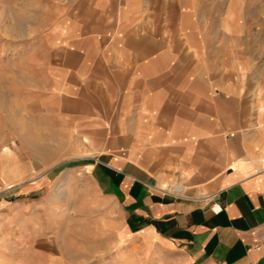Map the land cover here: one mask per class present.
I'll list each match as a JSON object with an SVG mask.
<instances>
[{"label": "crops", "instance_id": "0c3cea01", "mask_svg": "<svg viewBox=\"0 0 264 264\" xmlns=\"http://www.w3.org/2000/svg\"><path fill=\"white\" fill-rule=\"evenodd\" d=\"M58 1L43 49L99 148L77 170L119 217L107 264H264V0Z\"/></svg>", "mask_w": 264, "mask_h": 264}, {"label": "rangeland", "instance_id": "374dc122", "mask_svg": "<svg viewBox=\"0 0 264 264\" xmlns=\"http://www.w3.org/2000/svg\"><path fill=\"white\" fill-rule=\"evenodd\" d=\"M58 7L0 0V264H107L120 252L116 210L77 170L99 148L76 113V76L59 79L43 49L60 40Z\"/></svg>", "mask_w": 264, "mask_h": 264}, {"label": "built area", "instance_id": "2783aa9c", "mask_svg": "<svg viewBox=\"0 0 264 264\" xmlns=\"http://www.w3.org/2000/svg\"><path fill=\"white\" fill-rule=\"evenodd\" d=\"M162 189L165 192L173 195L174 197H180V198L190 197V195H188L186 193L185 188H183V189H173V188H170L168 186H165V187H162ZM210 207H211V209H212L213 212H219L222 209L221 204L219 202L215 201V200H212L211 201Z\"/></svg>", "mask_w": 264, "mask_h": 264}, {"label": "bare ground", "instance_id": "6f19581e", "mask_svg": "<svg viewBox=\"0 0 264 264\" xmlns=\"http://www.w3.org/2000/svg\"><path fill=\"white\" fill-rule=\"evenodd\" d=\"M13 51V50H12ZM13 53V52H12ZM14 54V53H13ZM173 189H183L184 187L183 186H180V185H176V186H173L171 187Z\"/></svg>", "mask_w": 264, "mask_h": 264}]
</instances>
